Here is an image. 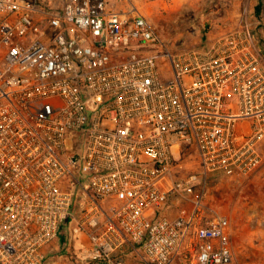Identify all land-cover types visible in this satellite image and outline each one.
<instances>
[{"label": "built area", "instance_id": "2783aa9c", "mask_svg": "<svg viewBox=\"0 0 264 264\" xmlns=\"http://www.w3.org/2000/svg\"><path fill=\"white\" fill-rule=\"evenodd\" d=\"M263 144L249 21L174 48L134 5L0 0V264H238L207 179L254 173Z\"/></svg>", "mask_w": 264, "mask_h": 264}, {"label": "rangeland", "instance_id": "374dc122", "mask_svg": "<svg viewBox=\"0 0 264 264\" xmlns=\"http://www.w3.org/2000/svg\"><path fill=\"white\" fill-rule=\"evenodd\" d=\"M111 1L119 9L134 5L174 48L195 47L200 38L212 37L235 28L238 26L236 23L244 19L252 24L259 38L261 35L264 37V21L255 25L257 20L249 12L236 16L219 10L220 0ZM214 19L224 23L215 24ZM233 23L235 26H231ZM261 39L264 45V38ZM261 48L264 53V46L261 45ZM262 154L261 166L248 176L216 174L207 179V215L210 216L216 211L229 218L232 226V248L238 264H264V144ZM178 163L182 167L177 174L179 179L199 175L195 150L184 148L182 155L178 157ZM188 210L187 203L177 200L167 210V214L176 217Z\"/></svg>", "mask_w": 264, "mask_h": 264}, {"label": "crops", "instance_id": "0c3cea01", "mask_svg": "<svg viewBox=\"0 0 264 264\" xmlns=\"http://www.w3.org/2000/svg\"><path fill=\"white\" fill-rule=\"evenodd\" d=\"M220 1H221V8L219 10L227 11L228 14L230 13V15L233 14L236 16L242 12H249V13L253 14L257 20V22H255V25H259L264 21V0H220ZM214 23L215 24H222V23H224V21L214 19ZM235 23L231 24V26H235ZM239 24L240 23H238V22L236 23V25H239ZM257 28H259V27H257ZM223 32H225V31H223ZM216 33H218V32H216ZM214 36H212V37H214ZM261 38H264V37L261 35ZM261 38H260L261 45L264 46L263 45V39H261ZM204 39L205 38H203V37L200 38L199 42L204 41ZM199 42H198V44H199Z\"/></svg>", "mask_w": 264, "mask_h": 264}]
</instances>
